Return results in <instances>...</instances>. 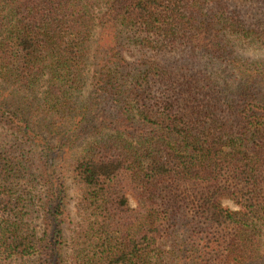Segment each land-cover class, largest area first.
Listing matches in <instances>:
<instances>
[{
  "label": "trees",
  "instance_id": "trees-1",
  "mask_svg": "<svg viewBox=\"0 0 264 264\" xmlns=\"http://www.w3.org/2000/svg\"><path fill=\"white\" fill-rule=\"evenodd\" d=\"M255 49L264 0H0V264H264Z\"/></svg>",
  "mask_w": 264,
  "mask_h": 264
},
{
  "label": "rangeland",
  "instance_id": "rangeland-1",
  "mask_svg": "<svg viewBox=\"0 0 264 264\" xmlns=\"http://www.w3.org/2000/svg\"><path fill=\"white\" fill-rule=\"evenodd\" d=\"M245 56H246V59H249V58H252L255 60H258V61H262L264 62V50H261V49H255V50H250V51H246L245 52ZM68 194H69V200H68V211L71 213V217H74V205H75V200H76V197H77V192L73 189V188H70L69 191H68ZM222 205L224 207H227L231 210H236V208L234 207V205L229 202L228 200H223L222 201ZM65 237H67V233L65 232ZM186 240V239H185ZM184 240V236L181 235L180 236V243H182Z\"/></svg>",
  "mask_w": 264,
  "mask_h": 264
}]
</instances>
